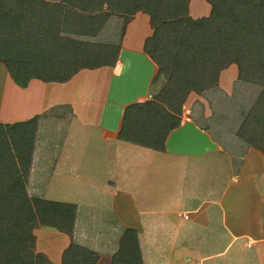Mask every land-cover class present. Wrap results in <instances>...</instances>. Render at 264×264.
<instances>
[{"label":"crops","instance_id":"0c3cea01","mask_svg":"<svg viewBox=\"0 0 264 264\" xmlns=\"http://www.w3.org/2000/svg\"><path fill=\"white\" fill-rule=\"evenodd\" d=\"M210 11L206 0L188 2L192 19ZM83 17L70 15L58 35L116 47L113 64L80 68L63 82L30 78L21 86L0 58V124L36 123L26 192L75 208L70 233L32 229L34 253L62 264L75 243L96 253L95 264H111L132 229L141 264H264V152L238 134L261 88L240 80L232 63L214 86L190 89L180 114L170 111L179 123L162 150L124 140L125 109L157 101L166 87L144 50L149 17L142 11L127 22L111 11ZM4 18L0 44L9 33ZM32 21L24 12L22 33L31 34Z\"/></svg>","mask_w":264,"mask_h":264},{"label":"trees","instance_id":"16d2710c","mask_svg":"<svg viewBox=\"0 0 264 264\" xmlns=\"http://www.w3.org/2000/svg\"><path fill=\"white\" fill-rule=\"evenodd\" d=\"M206 1L210 14L192 19L189 0H0V15L9 17L0 58L21 86L30 78L63 82L80 68L113 64L117 56L116 47L59 36L70 15L111 11L124 14L127 22L142 11L152 27L144 50L165 76L166 87L159 102L125 109L119 136L162 150L167 133L179 123L175 114H180L186 93L214 86L219 71L234 63L240 80L261 88L238 134L264 152V0ZM24 12L34 19L31 34L22 33ZM35 125L34 119L0 124V264H49L32 250V228L72 230L74 205L30 198L26 192ZM96 259L95 252L72 243L62 264H95ZM111 264H141L135 230L124 231Z\"/></svg>","mask_w":264,"mask_h":264},{"label":"rangeland","instance_id":"374dc122","mask_svg":"<svg viewBox=\"0 0 264 264\" xmlns=\"http://www.w3.org/2000/svg\"><path fill=\"white\" fill-rule=\"evenodd\" d=\"M251 99H252V97H251ZM254 101H255V100H254ZM250 104L253 105L254 102H253V103L251 102ZM250 109H251V108H250ZM35 227H37V226H34L33 228H35ZM33 228H32V229H33ZM31 234H32V230H31ZM32 236H33V234H32ZM33 237H34V236H33ZM33 244H34V238H33ZM32 248H33L32 250H33V252H34V246H33V245H32Z\"/></svg>","mask_w":264,"mask_h":264}]
</instances>
